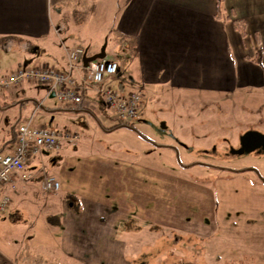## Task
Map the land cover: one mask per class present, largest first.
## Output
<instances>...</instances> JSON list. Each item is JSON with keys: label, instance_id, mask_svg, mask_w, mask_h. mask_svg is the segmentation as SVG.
<instances>
[{"label": "crops", "instance_id": "0c3cea01", "mask_svg": "<svg viewBox=\"0 0 264 264\" xmlns=\"http://www.w3.org/2000/svg\"><path fill=\"white\" fill-rule=\"evenodd\" d=\"M80 5L92 6L95 13L104 15L92 25H105V55L130 61L133 79L126 80L119 73L118 63L116 75L84 85V69L77 66L72 75L79 85L82 103L71 106L61 104L52 92L28 81L0 91L2 104L26 97L37 100L16 104L12 118L0 117V143L10 138L16 117H21L17 118L19 123L30 121L36 126L63 128L55 121L60 118L64 125L61 118L67 110H90L95 114L94 96L100 113L112 119L103 106L101 90L115 82L121 91L140 90L143 98L160 97L172 103L174 110H180L179 99L186 102L190 96L196 109L185 106L188 110L184 111L199 115L209 108L200 106V101L212 100L196 96L218 95L224 104L238 94L251 98L264 92V0H221L220 8L217 0H0V37L21 39L19 47L25 53L20 54L18 63H46L64 69L67 51L79 44L74 19ZM235 19L244 21V34L236 28ZM258 50L259 61L255 59ZM3 67L0 62V74L7 72ZM212 112L217 113V109L210 108L211 117ZM77 146L64 142L56 151L31 158L26 170L29 178L13 175L9 184L0 187V198L3 194L9 196L7 207L0 210V264H36L38 257L33 253L39 247L42 230L54 237L62 258L71 263L104 264V256L109 255L115 260L112 264H130L122 258L127 242L119 234L123 222L141 216L165 227L171 224L166 216L153 211L155 207L170 209L164 194L151 199V207L147 201L135 200V188L142 176L146 182L161 185V193H167L164 188L171 181L169 176L155 174L141 165L146 172L140 176L133 173L139 165L131 160L96 152L79 153ZM41 169L60 182L58 190H42ZM65 193L77 197L78 210L66 204ZM123 214L128 217L122 218ZM48 217L54 222H48ZM172 226L197 230L193 225ZM135 234L130 231L126 235Z\"/></svg>", "mask_w": 264, "mask_h": 264}, {"label": "rangeland", "instance_id": "374dc122", "mask_svg": "<svg viewBox=\"0 0 264 264\" xmlns=\"http://www.w3.org/2000/svg\"><path fill=\"white\" fill-rule=\"evenodd\" d=\"M76 13L78 45L86 48L88 55H93L107 41L105 25H92L104 15L95 13L92 6L82 5L77 6ZM10 46L9 50L0 48V62L7 72L19 62L20 54L25 53L20 43ZM10 46L7 44V48ZM109 50L107 48L106 52ZM125 59L116 57L119 73L126 80L133 79L132 66ZM20 65H24L23 62L16 66ZM109 86L118 88L116 82ZM247 96L238 94L224 104L218 95L196 96L195 99L212 100H208L209 104L200 101L203 108L209 106L204 115L184 111L185 106L192 109L190 96L186 102L181 103L179 99L180 110H174L172 103L160 97L148 96L142 98V110L130 121L133 128L119 126L112 130L105 127L117 124V116L111 113L112 119L105 118L94 96L91 100L95 114L90 110H67L61 118L64 125L60 118L56 119L58 126L78 133L75 144H78L79 153L96 152L131 160L139 165L133 173L142 176L146 169L141 166H145L171 179L164 188L167 193H161V185L146 182L143 176L139 184L136 181L135 200L138 202L147 201L151 207L153 200L164 194L170 209L155 207L153 211L166 216L171 224L165 227L141 216L123 222L119 234L127 239L122 253L124 260L130 264H264V147L238 152L243 133L250 130L264 133V106L261 105L264 92L257 97ZM54 102L58 104L56 99ZM2 105L0 102V111H3L0 117L12 118L16 114V104ZM210 108L217 109V113H211L212 117ZM17 118L21 117L13 120ZM14 222L23 223L24 220ZM172 224L193 225L197 230H178ZM130 231L137 232V236L126 235ZM38 243L33 253L38 257L36 264H84L62 258L57 241L44 230ZM104 258V264L115 262L109 255Z\"/></svg>", "mask_w": 264, "mask_h": 264}, {"label": "built area", "instance_id": "2783aa9c", "mask_svg": "<svg viewBox=\"0 0 264 264\" xmlns=\"http://www.w3.org/2000/svg\"><path fill=\"white\" fill-rule=\"evenodd\" d=\"M87 55V49L78 45L67 51L64 69L39 63L20 65L9 72L0 74V91L19 85L23 81L32 82L47 87L56 99L65 105H80L82 96L79 85L72 71L77 66L84 69L82 83L94 85L103 82L107 77L116 75L118 63L113 58L103 57L82 64V57ZM102 103L106 111L116 115L118 122L131 121L141 110L142 94L140 90L121 91L106 85L101 90ZM78 133L67 129H57L48 125H34L30 121L22 122L17 127L16 140L10 151L0 154V187L11 182V177L17 175L27 179L28 162L44 152L60 149L66 142L74 145ZM42 170V169H41ZM60 183L52 175L42 170L41 187L46 192L59 189ZM9 203V196L3 194L0 198V210L3 211Z\"/></svg>", "mask_w": 264, "mask_h": 264}, {"label": "trees", "instance_id": "16d2710c", "mask_svg": "<svg viewBox=\"0 0 264 264\" xmlns=\"http://www.w3.org/2000/svg\"><path fill=\"white\" fill-rule=\"evenodd\" d=\"M217 4H218V8H220L221 0H217ZM234 24H235L236 28L241 32V34L245 33V23H244L243 20L235 19L234 20ZM19 43H21V39H14V38H9V37H0V48L5 49V50H9L10 48H12L10 45L19 44ZM7 44H9L10 47L7 48ZM29 45H31V44H29ZM32 47L33 46H30V48H32ZM259 55H260V51L258 50L257 53H256V56H255V59H257V61H259ZM34 85H37V84H34ZM38 86H43V85H38ZM43 87L46 88V90H48L47 87H45V86H43ZM30 101L37 102V100L35 98L26 97V98H24V99H22L20 101L19 100H14V101H11L9 103H5L4 105H2V107L13 106L15 104L20 105V104L28 103ZM19 124H20L19 123V119H16L14 121V123L11 125L12 126L11 127L12 131H11L10 138L0 143V154L3 153V152H6V151H10L12 149V146H13L15 140H16L17 127H18ZM119 126H127L129 128H133L131 126L130 121H122V122H117V124H114V125H112L110 127H105V129L106 130H112V129H115V128L119 127ZM142 136L145 138L144 135H142ZM8 146H10V147L8 148ZM180 164L184 165V166H189V165H185L183 163H180ZM236 171H240V170H236ZM64 196H65L64 198H65L66 204L70 208H73L75 210L79 209L80 203L77 200V197L75 195L70 194V193H65ZM48 222L53 223L54 219L51 218V217H48ZM4 264H8V263L5 262Z\"/></svg>", "mask_w": 264, "mask_h": 264}, {"label": "water", "instance_id": "95a60500", "mask_svg": "<svg viewBox=\"0 0 264 264\" xmlns=\"http://www.w3.org/2000/svg\"><path fill=\"white\" fill-rule=\"evenodd\" d=\"M105 56V44L102 45L100 51L91 56L84 55L82 57L83 65L86 66L89 61L100 59ZM240 149L238 152L242 153L245 151H250L256 147H264V133L258 131H247L243 133L239 140Z\"/></svg>", "mask_w": 264, "mask_h": 264}]
</instances>
